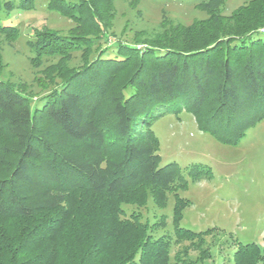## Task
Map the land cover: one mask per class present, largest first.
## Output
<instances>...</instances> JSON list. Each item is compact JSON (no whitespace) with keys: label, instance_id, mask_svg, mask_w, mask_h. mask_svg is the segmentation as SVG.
Returning <instances> with one entry per match:
<instances>
[{"label":"trees","instance_id":"16d2710c","mask_svg":"<svg viewBox=\"0 0 264 264\" xmlns=\"http://www.w3.org/2000/svg\"><path fill=\"white\" fill-rule=\"evenodd\" d=\"M35 1L5 6L9 13ZM113 1L101 0L100 11L98 0H47L51 11L72 12L84 38L37 31L28 40L33 58L63 60L93 47ZM223 1L198 0L209 18L170 29L161 41L101 47L33 104L0 78V131L7 135L0 140V264H54L60 255L70 264H198L212 257L206 239L212 228L181 225L191 203L179 193L185 170L176 161L161 164L153 123L165 107L187 109L202 130L238 143L264 118V0L240 6L226 21L218 12ZM18 32L0 19V34L12 39ZM41 116L70 144L38 124ZM204 169L192 164L188 173L201 179ZM136 193L145 201L152 196L159 208L174 195L172 235L156 232L167 226L164 213L152 223L136 211L126 215L123 203ZM101 196L106 207L97 204ZM7 220L22 221L15 237L4 231ZM234 264H264V245L239 242Z\"/></svg>","mask_w":264,"mask_h":264},{"label":"rangeland","instance_id":"374dc122","mask_svg":"<svg viewBox=\"0 0 264 264\" xmlns=\"http://www.w3.org/2000/svg\"><path fill=\"white\" fill-rule=\"evenodd\" d=\"M8 1L0 0V19L3 23L16 25L19 32L12 39L0 34V78L25 92L32 104L58 87L65 77L80 68L101 47L111 46L116 41L137 43L141 47L145 40L161 41L170 29L186 27L210 16V11L201 7L198 0H114L112 11L105 10L107 22L101 38L90 43L93 47L89 46L84 52L80 49L73 51L69 57L59 60L56 56L33 58L28 40L37 31L78 34L82 39L84 31L78 30L79 20L72 12L64 15L51 11L47 8V0H36L34 8L15 7L8 13L5 6ZM12 1L18 5L20 0ZM250 1L225 0L218 12L225 21L232 20L233 13ZM96 4L95 8L101 11L104 4L101 0ZM165 110L155 119L153 129L160 139L161 164L176 161L185 170L187 185L179 189V193L189 198L191 203L184 210L181 225L197 231L212 228L206 234L212 257L198 264H234V252L239 242L264 245V118L251 126L238 143H227L212 132L202 130L194 112L187 109L175 112L172 106L165 107ZM37 120L55 135L56 140L70 144L63 132L44 116ZM6 138L7 135L0 131V140ZM119 151L116 146V152ZM192 164H200L207 169V177L194 179L188 173ZM137 196V193L131 194L130 201L123 203L126 215L136 211L152 223L164 213L167 216L162 217V221H166L167 226L159 227L156 232L167 231L172 235L174 195H169L168 205L164 208L156 206L152 196L147 197V201ZM88 197L89 200L93 198ZM97 200V204L100 202L106 207V197L101 196ZM82 205L84 207V199ZM120 217L124 218V215ZM21 223L7 220L3 229L9 237H15ZM176 245L174 248L178 247ZM190 255L197 258L198 250L192 249ZM68 260L69 256L60 255L53 263L70 264Z\"/></svg>","mask_w":264,"mask_h":264}]
</instances>
